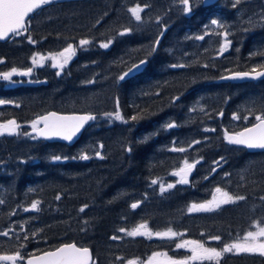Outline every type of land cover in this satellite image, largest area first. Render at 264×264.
I'll return each instance as SVG.
<instances>
[{
	"label": "trees",
	"instance_id": "16d2710c",
	"mask_svg": "<svg viewBox=\"0 0 264 264\" xmlns=\"http://www.w3.org/2000/svg\"><path fill=\"white\" fill-rule=\"evenodd\" d=\"M137 4L144 8L140 21L129 11ZM184 7L180 0L53 3L30 17L27 31L0 42L5 73L27 69L37 52L90 41L61 73L39 71L29 84L0 78V123L15 120L22 131L0 135V255L19 251L25 258L72 241L88 246L95 264H126L154 252L184 254L173 251L174 240L132 237L121 228L146 223L151 232L171 228L222 248L255 222L264 224V152L224 140L225 131L236 132L264 113V78L223 80L264 69V0ZM213 20L230 41L223 53L222 34L208 35ZM142 60L141 70L119 79ZM50 110L88 112L95 119L73 145L29 135L27 124ZM117 111L122 120L106 115ZM185 161H199L188 182L159 191L152 181ZM217 187L246 199L188 211L211 200ZM218 264H264V257L227 254Z\"/></svg>",
	"mask_w": 264,
	"mask_h": 264
},
{
	"label": "snow or ice",
	"instance_id": "6c2138e0",
	"mask_svg": "<svg viewBox=\"0 0 264 264\" xmlns=\"http://www.w3.org/2000/svg\"><path fill=\"white\" fill-rule=\"evenodd\" d=\"M52 0H0V40L8 38L10 35H21L23 31H27V24L29 22L30 15L35 13L37 10L41 9L44 5H48ZM181 3L185 6L184 11H190L189 0H181ZM146 7V6H145ZM144 8L139 4L135 7L129 9L132 16L136 21L142 19L141 13ZM216 20L212 21V24H217ZM125 32L128 29L124 30ZM123 34V33H121ZM225 43L220 48V52L223 53L230 41L227 40V33H224ZM203 39V37H199ZM28 39L31 40L29 36ZM90 43L87 39H81L79 41L80 46L88 45ZM111 41L101 44V47L107 48ZM76 48L72 44H68L61 52L55 54H49V56H43L36 54L33 56V63H43L47 59L53 61L54 67L63 68L75 55ZM145 61H141L140 64H144ZM139 65H132L127 72L123 73L119 79L123 80L129 73L134 70H138ZM17 69L13 68L10 72L0 73V76H3L4 79H10L13 73H16ZM31 72V69H28L27 72L23 73L27 75ZM234 77H247L255 76L260 77L264 76V72L256 71L255 69L252 72H243V73H234ZM4 101L0 100V104ZM106 115L114 116L117 120H122L120 112L107 113ZM234 119H240L239 116L234 114ZM245 120L248 119L247 116L243 117ZM95 117L92 115H59L55 112L48 113L44 116H39L37 119L33 120L32 128L39 136L43 137H62L66 140H72V138L83 128L84 124L89 120H93ZM132 119H137V117H132ZM257 123L253 124L251 127H246L242 131L227 134L225 138L230 142L238 145H245L249 148H264V113L255 116ZM43 123V127L39 125ZM174 124H168L167 127H174ZM20 126L16 123L15 120H9L6 124L0 123V135L4 133L13 134L17 131ZM27 135V133H25ZM194 143H199L198 141ZM102 147V146H101ZM178 151H184V149H176ZM97 156L100 155L99 152L96 153ZM87 155L82 156V159H88ZM54 159L59 160L60 157H54ZM198 163V162H197ZM195 167L194 163L184 162V167L179 169L175 175L180 177L181 183L188 182V175L191 173L192 169ZM215 171V169H213ZM227 175V174H226ZM153 184L157 183L156 180L152 181ZM174 185L168 184L167 188H172ZM161 191L165 190V185H160ZM59 199V197H57ZM246 199L245 196L233 195L228 191L217 187L213 194L211 200L195 204L193 203L188 209L189 212L194 211H212L218 209L221 205L234 203L239 200ZM264 200V197H261ZM39 202H33L31 207L32 209H37ZM139 205V202L131 204V208L135 209ZM83 211V208L81 209ZM255 231H248L244 234L242 238H238L236 241L225 244L222 249L217 250L216 248L206 247L200 241H189L185 240L182 243L177 244V248L188 247L191 250V256L182 259L176 260L171 257H167L166 253L154 252L152 257L149 258L147 264H190L192 261H219V258L222 257L225 253H231L235 251L236 253H259L264 255V226L261 225V222H255ZM120 232H125L128 236H143L155 235L160 238H173L181 235L180 233L174 232L171 228L167 229L164 232H155L152 233L146 223L137 225L131 230L119 229ZM7 235V233H4ZM113 239H119L120 237L114 236ZM213 240H220L221 237L214 236ZM167 257L165 260H158V257ZM24 257L21 256L20 252L17 251L12 255H0V262H8V264H17L18 260H23ZM91 262V253L87 247H77L75 243L63 244L60 247L52 251L44 252L41 255H32L27 259V264H90ZM127 264H138V261L131 259L127 261Z\"/></svg>",
	"mask_w": 264,
	"mask_h": 264
},
{
	"label": "rangeland",
	"instance_id": "374dc122",
	"mask_svg": "<svg viewBox=\"0 0 264 264\" xmlns=\"http://www.w3.org/2000/svg\"><path fill=\"white\" fill-rule=\"evenodd\" d=\"M180 2H181V0H180ZM197 2H202V0H189V5H188V7L190 8V10H191V8L197 3ZM203 3V2H202ZM204 5V4H203ZM189 12V11H188ZM256 16H257V18H254V19H256L257 21H258V12L256 13ZM250 17V16H249ZM251 18V17H250ZM252 19H253V17H252ZM217 24H212V21L210 22V23H208L209 24V26H208V29H209V32H208V35L210 34V35H213V34H222V36L224 37V39H225V36H224V33H220V32H222V27H223V25L222 24H220L221 22L220 21H218L217 20ZM228 37V36H227ZM225 43V40H224V42H223V44ZM72 45L76 48V53H75V55L72 57V59L77 55V53L79 52V50L80 49H84L87 45H84V46H80V44H79V41L78 42H76V43H72ZM88 46H90V43L88 44ZM65 47H67V46H65ZM64 47V48H65ZM64 48H62L61 50H59V51H57V52H52V53H46V54H41L40 52H37V53H35L34 55H36V54H40V55H43V56H49V54H55V53H59V52H61ZM71 59V60H72ZM71 60L61 69V68H59V67H54L53 66V61L49 58V59H47V60H45L43 63H38V64H34L33 63V57H32V60H31V66L30 67H28L27 69H20V70H17V72L16 73H13V75L11 76V78L10 79H4L3 78V76L2 77H0L1 78V80H3L4 82H6L7 84H13V83H16V82H21V83H33V82H35V80L37 79V76H38V74H39V71H42V72H45L46 71V69H52V70H54V71H56L57 73H61L63 70H64V68L71 62ZM138 63V62H137ZM137 63H134V64H137ZM134 64H131V67H132V65H134ZM130 67V68H131ZM28 69H31V72L30 73H28L27 75H24L23 73H25V72H27L28 71ZM10 72V71H9ZM51 111V110H50ZM53 111H55V110H53ZM58 112H60V111H58ZM62 112V111H61ZM72 112H78V111H72ZM46 113V112H45ZM86 113H88V112H86ZM40 115H42V114H39L38 116H40ZM6 124V123H5ZM19 126H21V124H18ZM27 127L29 128V129H32V123H28L27 124ZM19 133H22V131H21V127H19L18 129H17V131L15 132V133H13V134H19ZM4 134H8V133H4ZM35 138H36V136H35ZM264 152V151H263ZM189 163V162H188ZM190 163H194L195 164V166H198V163H199V161H198V163L197 162H190ZM184 167V163L177 169V170H175V171H173L170 175H168V176H166L165 178H160L159 180H157V183H156V185L158 186V188H159V191H161V188H160V185L161 184H163V185H165V190L166 189H168L167 188V185L168 184H172V185H176V184H178V183H181V182H179L180 181V177L178 176V175H175V173L179 170V169H181V168H183ZM188 179H190L189 177H188ZM222 206V205H221ZM262 226H264V224H261ZM254 227V228H253ZM252 227V229H251V231H255L256 230V228H255V225ZM175 232V231H174ZM152 233H155V232H152ZM177 233H180V232H177ZM181 235H179V236H176V237H173V238H167V240H170V239H172L171 241H173L174 240V243H175V246L173 247V251L174 252H177V251H182L183 249H186V250H189V252H188V256L187 255H185V257L184 258H187V257H189V256H191V250H190V248H188V247H185V248H177V244H179V243H182L183 241H185V240H187L185 237H184V235H183V233H180ZM245 234V233H244ZM244 234L240 237V238H242L243 236H244ZM145 236H147L148 237V239L150 238H156V236L155 235H152V236H148V235H145ZM212 241L211 240H209V241H206V242H201V243H203L206 247H211V248H216L217 250H220V249H222V248H218V247H215L214 245H210V243H211ZM232 243V242H231ZM228 244H230V243H228ZM224 246V245H223ZM164 253H166L167 254V257H171L172 259H178V260H181V258H177L176 256H174V255H172L169 251L168 252H164ZM231 253H236L235 251H233V252H231ZM36 254V253H35ZM35 254H30V255H28V256H31V255H35ZM225 254H229V253H225ZM224 254V255H225ZM27 256V257H28ZM27 257H25V258H27ZM150 257H152V254L150 255V256H148L147 258H144V259H139V258H136L135 260H137L138 261V264H147V262H148V260H149V258ZM167 257H164V256H161V257H158L157 259L158 260H161V261H163V260H165ZM25 258L23 259V260H18L17 261V264H22L21 262H23L24 260H25ZM221 259V257L219 258V260ZM194 262V263H193ZM198 262H201V261H198ZM213 262H217V261H213ZM190 263H193V264H195L196 263V261H192V262H190ZM2 264H8V262H2ZM127 264V263H126Z\"/></svg>",
	"mask_w": 264,
	"mask_h": 264
},
{
	"label": "water",
	"instance_id": "95a60500",
	"mask_svg": "<svg viewBox=\"0 0 264 264\" xmlns=\"http://www.w3.org/2000/svg\"><path fill=\"white\" fill-rule=\"evenodd\" d=\"M69 1H78V0H52V2H51L50 4H48V5H51V4H53V3H63V2H69ZM218 1H219V0H202L203 4L206 5V6H208V5H212V4H214V3L218 2ZM48 5H44L42 8H44V7L48 6ZM37 11H38V10H37ZM37 11H36V12H37ZM36 12H35V13H36ZM33 14H34V13H33ZM33 14H31V15H33ZM31 15H30V16H31ZM12 36H13V35H10L8 38L0 40V42L8 41ZM142 61H145V63H144V64H140V62H141V61H140V62H138L137 64H135V65H139V69H138V70H134L133 72H137V71L141 70V69L145 66L147 60H142ZM256 71L264 72V69L256 70ZM243 72H250V71H236V72H232V73H229V74L225 75L224 78H223V80H224V81H230V82H246V81H255V80H259V79L264 78V76H260V77H255V76L234 77V75H233L234 73H243ZM52 112H55V113H57V114H59V115H66V116H70V115H92V114H90V113H86V112H58V111H53V110H51V111H48V112H46V113H43V114L40 115V116H44V115H47L48 113H52ZM38 117H39V116H38ZM38 117H37V118H38ZM37 118H36V119H37ZM90 122H91V120H89L87 123H85L84 126H83V128H81V130H80V131H79V132H78V133L72 138V140H66V139H64V138H62V137H43V136H39L36 132L33 131V128L30 129V130L28 131V133H29L30 135H34V136H36V138H37L38 140H42V141H46V142H63V143H66V144H68V145H72V144H74V143L80 138V136L82 135L83 131H84L85 128L89 125ZM255 123H257V121H256ZM255 123H253V124H255ZM253 124H251V125H249V126H247V127H251ZM39 127H41V128L43 127V123H42V122H41V124L39 125ZM244 128H246V127H244ZM244 128L238 130L237 132L242 131ZM237 132L225 131V135H226V133H227V134H234V133H237ZM224 140H225V143H226V144L233 145V146L243 147V148H245L248 152L264 151V148H249V147H247V146H245V145H238V144L230 143L226 138H224ZM194 170H195V167L192 169V171H191V173L188 175V177H191V176H192ZM65 244H68V243H65ZM62 245H63V244H62ZM60 246H61V245H60ZM60 246H59V247H60ZM77 247H86V246H79V245H77ZM57 248H58V247H57ZM87 248H89V247H87ZM55 249H56V248H55ZM55 249H52V250H55ZM52 250H47V251H52ZM89 250H90V248H89ZM47 251H44V252H47ZM44 252H41V253H38V254H35V255H41V254H43ZM90 253H91V262H90V264H93L94 256H93L91 250H90ZM31 256H32V255H31ZM31 256H28V257L25 259L26 262H27V259L30 258Z\"/></svg>",
	"mask_w": 264,
	"mask_h": 264
},
{
	"label": "flooded vegetation",
	"instance_id": "af4514ba",
	"mask_svg": "<svg viewBox=\"0 0 264 264\" xmlns=\"http://www.w3.org/2000/svg\"><path fill=\"white\" fill-rule=\"evenodd\" d=\"M189 241H190V240H189ZM201 242H204V241H201ZM164 252H167V251H164ZM164 252H159V253H164ZM177 252H181V253L184 254V255H182V256H177V258H181V260H182V259H185V258H184L185 255L188 256V252H189V250L183 249L182 251H177ZM176 260H178V259H176ZM193 263H194V262H193ZM193 263H190V264H193ZM195 264H213V261H208V260H204V261H201V262L196 261Z\"/></svg>",
	"mask_w": 264,
	"mask_h": 264
},
{
	"label": "bare ground",
	"instance_id": "6f19581e",
	"mask_svg": "<svg viewBox=\"0 0 264 264\" xmlns=\"http://www.w3.org/2000/svg\"><path fill=\"white\" fill-rule=\"evenodd\" d=\"M229 3V2H228ZM227 3V4H228ZM258 44V43H257ZM255 70H258V69H255ZM229 74V73H228ZM45 113V112H44ZM81 137V136H80ZM76 143V142H75ZM73 145V144H72ZM68 244H70V243H74V242H67ZM65 244V243H64ZM76 244V243H75ZM77 245V244H76ZM59 247V246H58ZM86 247H88V246H86ZM91 250V249H90ZM93 254V253H92ZM22 264H27V262H26V260H24L23 262H22Z\"/></svg>",
	"mask_w": 264,
	"mask_h": 264
}]
</instances>
